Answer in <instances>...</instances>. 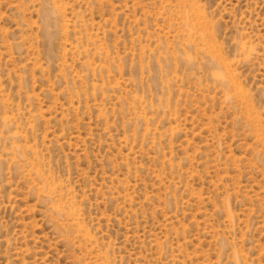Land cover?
Wrapping results in <instances>:
<instances>
[{"label":"rangeland","instance_id":"374dc122","mask_svg":"<svg viewBox=\"0 0 264 264\" xmlns=\"http://www.w3.org/2000/svg\"><path fill=\"white\" fill-rule=\"evenodd\" d=\"M0 264H264V0H0Z\"/></svg>","mask_w":264,"mask_h":264}]
</instances>
